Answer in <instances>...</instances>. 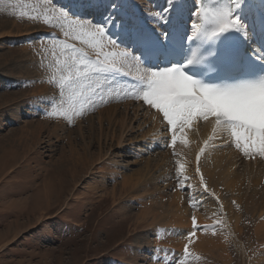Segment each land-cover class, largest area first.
Instances as JSON below:
<instances>
[{"label": "rangeland", "instance_id": "1", "mask_svg": "<svg viewBox=\"0 0 264 264\" xmlns=\"http://www.w3.org/2000/svg\"><path fill=\"white\" fill-rule=\"evenodd\" d=\"M101 1L104 2L105 0ZM142 1L144 5H147V2L149 6L156 3L155 0ZM105 2L106 4L103 3L101 6H97L92 0H0V24L6 23L9 27L7 30L16 32L19 35L18 37L0 40V61L3 62L0 64V99L3 98V100H0V264H179V254L174 251V248H180L178 244L183 249L181 255L183 263L181 264H264V232H262L260 226L263 216L258 213L259 201L249 200L246 203L249 207L246 208L244 204L236 205L232 203L230 201L232 196L228 195L230 194V186L223 183V174L220 173L222 171L216 170V176L219 174L217 181L223 192L221 194L223 195V201L227 202V205L232 204V208L231 212L226 211L223 213L219 201L214 198L215 202L212 198L213 200L210 202H215L211 205L215 206L212 211L213 215L211 218L207 215V219L214 220L209 223L211 227H207V223H205L207 221H203L197 223L200 228L197 227L191 231L194 233L197 231L198 237L193 238L197 242H202L203 236L204 238L209 237L208 239H211V242L217 240L218 237L219 245L214 242V247H216L213 248L212 243H209L208 240L207 246L210 245L209 247L206 246L203 250L197 248L196 245L191 243L192 240L188 239L190 237L186 239L191 231L188 234L185 232L172 233L166 229L167 226L174 225L170 219V207H167L173 191L180 190L184 204H188L190 211L194 209L193 204L189 205L190 203H188L189 192H191L188 185L189 181H187L189 175L185 178L183 166L180 167L176 162L186 157L184 155L193 152L188 141L178 142L177 138L173 141L172 135L167 131L169 125L164 119L162 120L167 124L165 127L166 132L164 130V133H158L162 138L155 135V138H152L151 130L150 135H148L150 124L146 122L147 116H144V121V117L140 116L138 121L133 122L129 114L128 122L131 121V127L133 128L130 127L132 130L129 129V132L124 134L125 141H123V145L117 148L118 145L114 140L112 143L108 140L104 143L101 142V144L97 141L99 123L96 119L101 111L113 109L117 111V115H123L124 106L128 107L130 105L132 107L133 105L134 107L137 102H140V106L143 105L146 109L144 102L133 99L130 97V93L127 95L128 91L131 92L132 90H126L125 95V91L108 83L106 76H102L101 79L98 76L99 74H93L91 76L93 78L75 85L79 88L82 96L84 95L83 97L81 94L79 95L77 103H75L74 98L77 97V94L76 96L75 93L73 95L75 86L68 87L65 85L62 87L63 79L70 74L66 65L70 64V60L76 55L72 48L77 49L79 53L83 52L85 56L87 53V57L88 59L91 58L89 59L91 61L99 58L95 46L100 48L101 41H104L105 38L103 37L98 41L92 40L90 37L83 35V32L95 31L98 26L109 28L118 22H123V17L126 19V15L129 18V11L125 15L117 10L118 7L115 8L119 0H106ZM60 11L68 13L67 20L58 19ZM156 11L161 14L165 12V7L157 8ZM46 19L49 21L48 23H45ZM79 21H85L86 27L82 29ZM104 36L108 40L111 39L110 36L107 37L106 33ZM89 53L95 54L94 60H92V56H89ZM61 57L67 60L64 63L65 69L60 64L56 66L57 59ZM44 63L48 70L43 69ZM54 65L56 69H53ZM19 66L26 69L20 71ZM40 74L42 76L38 77ZM45 77L49 78L51 86L54 85L50 87L52 91L48 89L46 94L49 95L46 96L45 94V98H47H44L41 102L35 101L42 95L39 92L44 88ZM105 77L106 81H104ZM94 78L97 79L94 80ZM53 80H56V82ZM93 84L96 86V88L94 86L93 88L97 91L92 90L91 85ZM105 84L106 86H103ZM99 85L102 86L98 87ZM106 91H111L109 96L113 93L114 95L102 100V103L97 101L107 94ZM90 94L96 98L93 103L90 102ZM86 96L89 97L88 100ZM16 100L20 101L17 103L21 104L22 108L17 107ZM28 100L29 103H27ZM67 102L69 105L74 102L69 108L72 110L70 116L77 121L76 124L74 121L67 122L63 120L58 123L47 121L50 126L58 125L59 129L56 134L53 136L48 135L46 130L50 128H46L43 133L40 132L37 135V141L32 143V136L25 132V136L22 135L20 138L23 140L14 143L13 140L19 138L18 131H20V128L29 132L32 124L40 123V120L46 121L47 111L65 109L68 107L66 106L68 105ZM120 105L123 106L120 107ZM76 106L84 110H79ZM58 108L61 109L57 110ZM62 111L64 110L60 111V115L67 116ZM79 111L81 112L79 113ZM149 111L152 112V107L151 109L149 107ZM74 112H76V115ZM147 120L150 121V119ZM109 124L111 131L116 128L115 134H118L116 123L104 122L101 126L106 129ZM91 127H94L95 135H92ZM175 129H177V134V132L181 133L184 128L181 129L177 125ZM165 133H168V136H163ZM156 137L161 138V140L154 141V139H157ZM177 143L178 145H176ZM45 144H48L50 148ZM72 146L78 150L76 154L71 151ZM82 146H84L85 151L80 148ZM180 148L185 150L181 152ZM100 150L103 155L106 154L100 161L101 168L108 166L107 170H113L112 172L107 173V170L104 171V174L94 172L92 157L97 156ZM197 152L200 153V149L195 153L197 154ZM59 153H62L65 157L68 156L69 159L72 158V154H75L77 161L84 162L83 167H79L81 163L79 164L73 183L70 182V173H64L62 166L58 168L52 162L54 159L56 161L59 158ZM196 154L193 158V171L198 166L200 167V163L204 159L196 160ZM162 159L164 166L161 163ZM157 161L159 162L158 165ZM103 162L108 164L102 165ZM206 164H203V168ZM100 166L97 167L98 170H101L99 169ZM134 173H140L144 176L142 175L140 183H137L139 186L137 184L134 186L132 193L129 192L128 195L119 194V187H117V192L112 194L116 184L129 179L125 177ZM116 174L117 177L113 176ZM180 178L184 181L185 187L179 188ZM135 179L133 178V181ZM145 179L147 182L143 181ZM152 180L154 183L158 180L155 186L151 182ZM169 180L171 181L169 182ZM67 181H69L67 189L61 191L62 185L64 186ZM262 182V180L259 181L260 184ZM46 183L52 184L53 191H51L52 196L50 197L52 207L48 209L47 215L40 218L38 215L44 208V201L37 199V196L43 193V187ZM146 185L149 188L148 192L144 190L147 189ZM157 186H160L161 189ZM207 186L211 193L216 191L212 183H207ZM103 188H106V191H104L105 189L102 190ZM143 190L150 193L152 199L155 195V200L153 199L152 203L156 202L155 208L160 207L163 210V212H159V217L155 218L153 225L147 226V223L152 221L149 218L147 222L146 220L144 222L140 220V222L139 215H137L143 208L140 205V200L143 198V201L146 202L150 199V194L145 195L146 193L142 192ZM73 192L75 197L71 196ZM159 195L163 198L162 200L156 198ZM138 197H141V199ZM161 201L164 205L161 204ZM184 204L183 206H185ZM204 208L202 207L200 210L203 211ZM236 225L239 227L236 228ZM165 229L166 232H163ZM197 229H201L199 231H203V235ZM12 230L16 231L14 236ZM213 231L212 236L211 232ZM214 234L216 235L214 236ZM8 239L10 240L4 245V240ZM171 243H174V247L169 248ZM219 249L222 254L218 251ZM158 252H160L159 255H157ZM161 253L166 254L169 260L162 261L160 259Z\"/></svg>", "mask_w": 264, "mask_h": 264}, {"label": "bare ground", "instance_id": "2", "mask_svg": "<svg viewBox=\"0 0 264 264\" xmlns=\"http://www.w3.org/2000/svg\"><path fill=\"white\" fill-rule=\"evenodd\" d=\"M105 1L103 2L101 0H92V2L95 3L97 6H99V5L101 6L103 3L106 4ZM155 1H156V3L154 5L152 4L151 6H149L147 2H146L147 5H144L142 0H119V3L117 4V6L115 8L118 7L117 10L118 11L120 10L121 11V14L122 13L125 14L126 12L129 11V13H130L129 18L125 14L126 15V19H125V17H123L124 18L123 22H118V23L114 24L112 27H109V28L108 27H105V31H110L111 32L110 34H111V36H113V39L108 40L105 36H103L105 39H104V41H101L102 42L101 47L100 48H96V46H95V49L98 50V53H99V59H101V60L107 59L108 62H113V60H115L116 67L119 70H121V71L127 73L128 75H130L134 79V81L133 82L127 81V80L130 79V77L127 74H123V73L120 76L123 77L124 79L118 80L117 77L119 75L118 74L119 71L118 72H112V73H104L103 75L101 73H98L99 75L98 74L97 75L100 76L101 79H102V76H106L107 79H108V81H109L108 83H110L112 86H114V85H116L117 87H119L118 85L122 86L123 87L122 90L125 91V95L127 93L126 90H129L131 88L132 91L131 92L128 91L127 95H129V93H130L131 94L130 97H132L135 100L136 99L137 100H141L143 102H144V100H143V94H144L145 91L148 90V88H147L148 76L154 70H149V69L141 66L138 63V61L136 59V54H135V52H133L132 48L131 47H128L127 49H124L123 47L119 46L117 42L122 39V36L129 37V33L132 34L133 35L132 38H134L136 36L137 32L139 30H141L143 26H148L149 25L150 26V29H153L154 28L158 32H162V29H163L162 27H164V26H167V28L169 29V25H170L171 19L174 16H177V17L180 18V20H181L180 23H181V25L183 27V31H184V34L186 35V37L193 36L196 33V31H198L199 28H200V26H199L200 19L198 17V12H199V7H200L201 0H168V1H166V0H155ZM229 1L231 2V5H232L231 16H232L234 25H236L235 27H236L239 35H240L241 41L245 42L246 40H249L250 39L249 37H252L253 36V33L250 30L251 24L255 21V19L257 18V16L260 13L264 15V0H229ZM127 2H128V4L126 5ZM124 5H126V6H124ZM161 7L162 8L165 7V12H163L161 14L160 13L158 14L157 13L158 10L156 11V9L157 8H161ZM128 19H129V21H128ZM8 28L9 27H8V25L6 23L5 24H0V31H1V33H0V40L3 39V38H12V37H18L19 36L18 33L7 30ZM168 29H166V32H168ZM67 40H69V39H67ZM113 41L115 42V44H113ZM59 49H61V48H59ZM124 52H127L128 55L127 56H121V53H124ZM30 56H31V54H30ZM86 56H88L87 53H86ZM89 56H92V60H94V58H95V54L94 53L93 54L89 53ZM89 59H91V58H89ZM30 60H31V58H30ZM65 61L67 62L66 59H63L61 57V58L57 59V65L55 64L56 62L54 64L56 66H58V64H60L63 67V69H65L64 68ZM89 61H91V60H89ZM70 62H71V60H70ZM1 63H3L2 60L0 61V64ZM55 65H54V67L53 66H51V67H53V69H56L55 68ZM18 69L20 71H22V70H25L26 68H23V67L19 66ZM43 69H47L45 63L43 64ZM65 71H67V70H65ZM58 72H61V71H58ZM41 76L42 75L40 74L38 77H41ZM106 77H105V79L103 78L104 81H106ZM45 78H43V79H45L44 85H43L44 88H43L42 91L39 92V94H42V95H41L40 98H38L35 101H40L41 102L45 98V94L48 91V89L50 91L52 89L50 87H53L54 86V85L51 86L52 84L48 80L49 78H47V77H45ZM91 78H93V77H91ZM97 78H94V80L97 79ZM125 79H127V80H125ZM50 80H51V78H50ZM53 81L56 82V80H53ZM88 86L90 87V85H88ZM93 86H94V84L91 85L92 88H93ZM101 86L102 85H99L98 87H101ZM103 86H106V84L103 85ZM55 87H57V86H55ZM94 87L96 88V86H94ZM95 88H93L92 90H94ZM70 89H72V88H70ZM82 89H83V87H82ZM87 89H88V87H87ZM118 89H120V88H118ZM73 90H74L73 91V95H74V93H75V96L77 94V97H74L75 98V103H77L79 101V100L77 101V98L79 97L80 94L82 96V93L79 91V88L77 86H75L73 88ZM95 90L97 91V89H95ZM98 90H99V88H98ZM109 92H111V91H108L107 94H105L103 97L99 98V100H97V101H99L100 103H102L101 102L102 100L107 99V98L111 97L112 95H114V93H113V94H111V96H109L110 95ZM113 92H115V91H113ZM54 93H52V94H54ZM47 95H49V94H46V96ZM89 96H90V98L88 96H86L87 100L89 98L90 99V102L93 103V101L96 98L92 97V94H90ZM130 97H128V98H130ZM48 98H49V96H48ZM10 99H12V98H10ZM30 99L32 100V98H30ZM112 99H113V97H112ZM0 100H3V98L0 99ZM45 101H47V100H45ZM67 101H68V99H67ZM83 101H85V100H83ZM17 102H20V101H17L16 100L17 107L18 108H22L21 107V104H18ZM29 102L30 101L28 100L27 103H29ZM90 102H86V103L89 104ZM65 103H66V101H65ZM118 103L120 104L121 102H118ZM118 103H117V105H118ZM124 103H126V102H124ZM67 104H68V102H67ZM73 104H74V102L71 103L70 105L69 104L66 105V106H68L66 108L62 106L65 109H61L62 107L60 108L61 110H64L62 112H64V114H66L67 116L60 115V111L61 110L59 108L57 110H60V111H56V109L51 110V111H47V112L45 111L46 114H47V116L45 118L46 121H41L40 120V123H34V124H32L31 129H30L29 132H27L26 130H23V128H20L19 129L20 131H18L19 132L18 133L19 134V138L17 137V139L13 140L14 143L23 140V139H20V138L22 137V135H24L25 132L28 133L30 136H32V139H31V140H33L32 143L37 141V139H36L37 138V135L40 132L43 133L44 130H46V128H50L49 130H46V132L48 131L47 132L48 135H52L53 136L54 134H56V132L59 129L58 128V125L56 124L55 126H50L47 121H54V122H57V123L60 122V121H63V120L64 121H67V122L74 121V123L76 124L77 121L73 120L71 118V116H70V112L72 110L69 108V106H72ZM132 104H134V103H132ZM144 104L146 105V109H144L145 106H143V105H142V107L140 106L141 105L140 102H137V104L134 105V107H133V105L131 107L130 105L128 106L126 104L128 107L124 106V111H122L124 113V114L122 113L123 115H117L118 114L117 111H115L113 109H106V110H103L101 112L99 111L100 113L96 117L97 122L99 123V127L97 128L98 129L97 130L98 131V133H97L98 134V140L97 141H99V143H101V142L104 143V141H108L109 140L110 143H112V141L114 140L116 142V144L118 145L117 148H120L123 145V141H125L124 140V138H125V135L124 134H127L129 132V129L132 130L131 128H133V127H131V121L128 122L129 121V119H128L129 118V114L131 115L133 122L138 121L139 120L138 117L140 118V116H143V117L144 116H147L146 118L147 119H150V121H148L146 119V122L148 124H150V127H149L150 129H149V134L148 135H150V130H151L152 131V135H153L152 138H155L154 135L157 136V137H161L158 133H164V130L166 132L165 127L167 126V124H165L164 121L162 120V119H164L163 118V114L161 112H159L158 109H155V108H152V112L149 111V106L150 105L147 106V104L145 102H144ZM78 106H79V104H78ZM78 106H76V107L78 108ZM122 106L120 105V107H122ZM77 108L74 109V110L76 111ZM78 109L81 110L82 108L79 107ZM150 109H151V107H150ZM82 110H84V109H82ZM143 110L145 112H141ZM53 112H55L54 115H53ZM80 112L81 111H79V113ZM75 113L76 112H74V114ZM212 117H213L212 115H209L207 118L202 117V116H198V115L197 116H193L190 122H188L186 124L179 125L181 127V129L184 128V129H182V132L181 133L177 132V134H176V130L177 129L174 130L175 137L179 140L178 142L188 141L189 146L193 150V152L190 153V154L188 153V155L185 153L186 155H184V156H186V157H183V159H181L180 161H176V162H177V164L180 165V167L183 166L182 169L184 170L183 172L186 175L185 178H187V176L189 175L187 181H189V184L188 185L190 186V191L191 192H189V198H188V200L189 201L190 200L193 201L192 204L194 206V209L192 211H190L188 209L189 208L188 207V204H186V205L184 204V199L182 197L183 195L182 196L180 195V190L179 191H173L172 192V195H171V199L172 200L170 199L169 203L167 201V203H168L167 204V207H170L169 208L170 209V214H171L170 215V217H171L170 219L174 223V225H169V226L166 227V229L168 231L170 230L172 233L173 232H185L186 234H188V232H190L191 230H194L193 224H192V217L193 216H195V218H196V223L199 224V223H201L203 221L204 222L207 221V222H205V223H207V227H211V224H209V223L211 221L213 222L214 220L207 219L208 218L207 215L210 216V218L213 215L212 214V211L214 210V207L215 206L213 207L211 205L216 202L215 199H217L219 201L218 203L220 204V207H221V210H222L221 212H223V213L226 212V211L231 212L232 204L231 205H227V202H224L223 201V197H222L223 195H221L223 192L220 189L219 183L217 181V176H219V174L216 176V170L217 171L218 170H221L222 172H220V173L223 174V183L230 186V190L229 191H230V194L231 195L230 194H228V195L230 197L232 196L231 199H230V201L232 203H235L236 205L244 204V206L246 208V207H249V205L246 204L249 200H253V201H257V202L259 201V205H258L257 209H258V213L261 216H263V221L260 222V226H261L262 232H264V154H261V152L258 149H255V148H246L245 147V142L243 140H240L239 141L240 147L238 148L237 147L236 137L233 136V134H232V129L228 125H226L224 122L219 123V124L216 123L212 119ZM144 120H145V117L143 118V121ZM104 122H107V123H111L112 122L113 124L116 123L117 126H118V130L117 131H119V133L118 134H115V129L116 128L112 129V131H111L110 124L105 129L103 126H101ZM70 128H71V126H70ZM194 129H197V130H194ZM90 131H93L92 132V135H95L96 132L94 131V127H91V130ZM167 131H168L169 134L173 135V130L170 128V126H169V128H168ZM168 133L167 134L166 133L163 134V136L164 135H167L168 136ZM79 135H81V134H79ZM48 137H50V136H48ZM91 138H93V137H91ZM146 138H147V136H146ZM161 138L154 139V141L155 140L156 141L157 140H161ZM11 142H12V139H11ZM30 145L32 146L31 143H30ZM45 145L48 146V144H45ZM176 145H178V143ZM33 147H35V146H33ZM48 147L50 148V146H48ZM181 147H183V146H181ZM80 148L85 151L84 146H82ZM147 148H148V146H147ZM198 149H200V151L202 153L201 152L200 153L197 152V154H196L195 152L198 151ZM183 150H185V149L180 148V151L181 152ZM71 151L76 154L78 150L75 149L74 146H72ZM75 154H72L71 155L72 158L69 159V158H67L68 156L65 157V155H63L61 153L60 156H59V158L56 161H54L55 159L52 161V162H54L53 164L55 166H57L58 168H60L62 166V170L64 169L63 170L64 173H70V182L71 183H73V181L75 179V175H76V172L78 171L77 168H78L79 164L81 163L79 167H83L82 164L84 165V162L77 161L76 160ZM194 154H196V157H195L196 160H198L200 158H204V159L200 163V167L198 166V168H195V170L193 171V169H194V160H193ZM105 155H103V153H102L101 150H100V152H98L97 156L94 155L92 157V155H91V157H92V165L95 168L94 172H96V173H103L104 174V171H106L108 169V166L107 167H103L102 166L103 168H101V166H100V161H101V159ZM178 155H179V153H178ZM179 157H180V155H179ZM52 162H50V163L52 164ZM158 163L159 162L157 161V165H158ZM161 163H162V166H164L163 159H162ZM205 163H207V164L203 168V164H205ZM107 164H108L107 162H103L102 165H107ZM99 166H100L99 169H101V170H98L97 167H99ZM157 168H159V167H157ZM152 169H154V168H152ZM197 169H199V172H197ZM179 170H181V169H179ZM63 171H61V172H63ZM99 171H102V172H99ZM112 171H108L107 173L112 172ZM114 172H117V171H114ZM146 172H145V177H146ZM208 173H210V175H208ZM111 174H113V173H111ZM168 174H170V173H168ZM118 175H119V173H118ZM142 175L143 174H140V173H134L133 175H131V174L128 175L129 177L126 176L125 178H129V179L126 180L124 178L125 180L120 181L118 184H116L114 186V190L112 191V194L116 193L118 189H119V194H126V195H128V194H130L129 192L132 193V191L134 189V186L138 182L140 183L141 177L144 176V175L143 176ZM154 175H156V174H154ZM113 176H116L117 177V174L116 175H113ZM158 176H160V175H158ZM177 177H178V175H177ZM122 178H123V176H122ZM133 178H136L135 180H137V181H135V180L133 181ZM163 178H165V177L163 176ZM171 178H172V176H171ZM113 179H114V177H113ZM218 179H222V178H218ZM260 180L263 181L262 184L259 183ZM110 181H112V179H110ZM143 181H146V179L143 180ZM170 181L171 180H169V182ZM179 181L180 182H178V186L180 184H183L184 185V181L181 180V178H180ZM151 182L155 186L156 185L155 183H157L158 180L155 183L153 182V180ZM202 182H203V184H206V185H207V183H212V185L216 188L215 189L216 191L213 192L214 195H213V193L210 192V190L208 189V186H207V189L208 190L207 191L204 190V188L202 186ZM148 183H149V181H148ZM153 184H152V186H153ZM68 185H69V181L65 182V185L64 186L62 185V187H61V191H63V190L65 191L67 189ZM117 187H119V188L117 189ZM146 187H147V185H146ZM142 188H143V186H142ZM179 188H180V186H179ZM135 189H136V187H135ZM148 189L149 188L147 187V189L145 188L144 190L147 191ZM159 189H161V188H159ZM102 190L106 191V188H103ZM138 190H140V189H138ZM144 190L142 192H145L146 193V191H144ZM154 190L157 191V189H154ZM51 191H53L52 190V184L51 183H46L44 185V187H43V193L37 196V199L39 198L40 200L44 201V203H43L44 208L39 212V215H38V217H40V218L43 217V216H45V215H47L48 209H50L52 207L50 205V197L52 196ZM244 191L247 192V193H245ZM139 192L142 194L141 191H139ZM147 194H150V193H146L145 195H147ZM132 195H135V194H132ZM161 195L162 196H165L164 194H161ZM71 196L72 197H75L74 196V192L71 194ZM150 196H151V194L149 195V198H150ZM205 197H207V199H205ZM138 198L141 199V197H138ZM156 198L158 200H162L163 199L162 197H160V195H159V197L156 196ZM212 198L213 199L215 198L214 199L215 202H210L211 200H213ZM147 199H148V197H147ZM153 199L155 200V195H154V198ZM153 199L150 198L146 202L143 201V198H142V200H140V205L143 208L141 209L140 213L137 214V215H139L138 216L139 221L141 220V221L144 222L146 220V222H147V219L148 218L152 220V221H150V222L147 223V226L148 225H153L155 218L159 217L158 214H160L161 212H163V210H161L160 207L155 208L154 205L156 204V202L152 203L154 201ZM230 201H229V203H230ZM161 204H163L162 201H161ZM183 204L185 206H183ZM192 204H189V205H192ZM199 205H202V206L201 207H198ZM244 206H243V208H244ZM202 207H205L203 209V211L200 210ZM166 212H168V211H166ZM40 218H38V219H40ZM215 220H217V218H215ZM235 221L237 223V218L235 219ZM15 225H14V227H15ZM151 227L153 228V226H151ZM238 227L236 225V228H238ZM166 229L163 232H166ZM199 230H201V229H199ZM15 233H16V231L15 230H12L13 236L15 235ZM200 233H202V235H203V231L200 232ZM213 233H214V231L211 232V235ZM216 234H214V236ZM211 235H210V237H211ZM188 237L189 236H187L186 239ZM197 237H198V233L196 231L195 235L193 237L188 238V239L189 240H192V242L191 241L190 242L192 244L196 245L197 248L202 249V250L205 249L206 246H207V244H208V242L211 239H208L209 237L208 238H204V236H203V241L202 242H197L196 239L195 240L193 239V238H197ZM9 240L10 239L4 240L5 242L3 244L5 245ZM217 240H219L218 237H217ZM217 240H215L214 242L215 243L216 242L218 243ZM214 242H211V241L209 242V243H212L213 248L216 247V246L214 247V245H215ZM173 244L171 243V247H169V248L174 247ZM221 244H222V242H221ZM216 245H219V243L216 244ZM209 246H207V247H209ZM178 247H180V248H174V251L179 254V258H180L179 259V264H181V263H183L182 262L183 259H182V256H181L183 249L181 248V246H179V244H178ZM218 251L220 252V249ZM160 252H158L157 255H159ZM155 254H156V252H155ZM220 254H222V252H220ZM160 259H162V261L163 260L166 261L167 259L169 260L168 256L166 254H164V253H161V258Z\"/></svg>", "mask_w": 264, "mask_h": 264}, {"label": "snow or ice", "instance_id": "3", "mask_svg": "<svg viewBox=\"0 0 264 264\" xmlns=\"http://www.w3.org/2000/svg\"><path fill=\"white\" fill-rule=\"evenodd\" d=\"M67 18V12H59V20H67ZM48 22L46 19L45 23ZM79 25L83 29L86 27V22L79 21ZM223 31L222 28L221 32ZM104 34L105 28L102 26H98L95 31L83 32V35L96 41L103 38ZM72 51L76 55L72 57L71 63L66 65L70 74L62 81V87L78 85L82 81L89 80L93 74L119 71L115 60L108 62L107 59L97 58L89 61L88 57L79 53L77 49L72 48ZM127 55V52L121 53V56ZM147 88L143 100L163 114V118L173 130V141L176 139L174 130L177 125L190 122L193 116L207 118L212 115L218 124L224 122L232 129L238 148L239 141L243 140L246 148H255L264 154V80L221 90L198 86L179 68H174L151 72L148 76ZM179 186L185 187L183 184ZM202 186L205 191L208 190L203 182ZM189 203L192 204L193 201L190 200ZM192 224L194 229L200 227L196 223L195 216L192 217ZM194 234L190 232L189 237Z\"/></svg>", "mask_w": 264, "mask_h": 264}]
</instances>
